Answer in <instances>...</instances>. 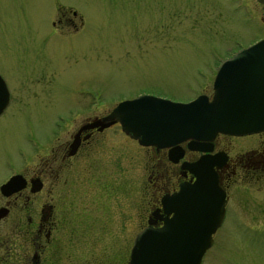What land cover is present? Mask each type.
Masks as SVG:
<instances>
[{
  "label": "rangeland",
  "instance_id": "374dc122",
  "mask_svg": "<svg viewBox=\"0 0 264 264\" xmlns=\"http://www.w3.org/2000/svg\"><path fill=\"white\" fill-rule=\"evenodd\" d=\"M55 2L65 15L75 11L71 27L50 25L57 17ZM248 9L243 0H0V75L10 95L0 115V181L7 169L17 170L32 157L37 142L52 138L55 130L47 122L67 108L81 109L86 94L104 104L96 114L140 94L178 102L210 95L204 88L217 61L261 32ZM42 66L51 69H29ZM81 119L67 125L56 143ZM108 137L119 150V199L110 205L117 211L109 214V225L104 218L105 231H91L92 223L90 231L71 235L75 248L66 254L82 258L81 264H127L132 237L144 225L150 161L144 164L143 148L117 127L104 129L87 147L88 172L95 169L88 158H104ZM250 139H232L231 145L240 149ZM74 162L54 163L56 186L69 181ZM232 204L200 264H264V213L239 214L240 206ZM82 243L81 253L76 248Z\"/></svg>",
  "mask_w": 264,
  "mask_h": 264
},
{
  "label": "flooded vegetation",
  "instance_id": "af4514ba",
  "mask_svg": "<svg viewBox=\"0 0 264 264\" xmlns=\"http://www.w3.org/2000/svg\"><path fill=\"white\" fill-rule=\"evenodd\" d=\"M243 2L252 10L253 20L261 30L256 34L255 41L264 39V4L255 0ZM55 9L57 17L50 25L53 28L58 25L59 29L61 26L71 27V15L75 16V11L65 15L62 6L57 2ZM233 52L228 50L221 60L231 56ZM221 60H218L211 70L209 83L204 90L212 91L217 66ZM29 69L51 68L42 66ZM1 78L7 91V102L0 115L4 114L10 103L9 85L2 76ZM93 95H85L88 100L83 98L81 109L67 108L66 114L56 113L47 122V125H51V130H55L52 138L50 136L48 141L37 142L32 157L17 170L7 169L3 180L0 181V264H81L82 258L77 260L66 254L75 248V243L71 244V235L74 231H90L93 224L96 228L91 231H105L104 218L108 223L109 214L117 211L111 210L110 206L115 207L116 200L119 199L117 143L113 141L115 146H111V152H108L107 145L113 143L109 141L111 138H106V145L103 146L101 154L104 158L111 159L97 156L88 158L92 161L94 170L88 172L89 161L84 160L88 154L87 147H91L93 139L99 133L113 127L119 129L117 122L102 130H97L98 126H90L108 114L114 106H110L105 113L96 114L104 104L99 99L94 100ZM72 97L80 101L81 94L74 92ZM81 115L82 119L74 123L78 125L73 133L62 143H56L66 133L67 125ZM122 135L125 140L128 139L135 145V140ZM244 137L251 138L246 146L242 145L239 149L231 145L232 139ZM73 140L75 148L71 149ZM206 146L209 148L207 151L190 150L188 142L185 141L172 148L140 147L143 148L141 153L144 156V164L147 159L150 161L146 173L150 195L144 205V225L140 229L146 225L147 220L157 227L163 218L170 216V213H165L162 198L177 191L179 185L194 181V175L186 166L201 157L212 163L218 187L224 193L223 221L227 218L232 203L240 206L239 214L252 216L264 213V130L245 136L219 134ZM34 158L36 162L32 164ZM58 159L75 161L72 166L75 172L73 175L71 173L69 181H63L61 185L56 186L54 163ZM10 178L12 180L6 184ZM238 189H241L239 197L236 195ZM94 215L99 218L91 222L90 218ZM131 243L132 240L130 245ZM82 247L83 243L76 250L82 253Z\"/></svg>",
  "mask_w": 264,
  "mask_h": 264
},
{
  "label": "water",
  "instance_id": "95a60500",
  "mask_svg": "<svg viewBox=\"0 0 264 264\" xmlns=\"http://www.w3.org/2000/svg\"><path fill=\"white\" fill-rule=\"evenodd\" d=\"M255 1L264 4V0ZM217 69L210 99L198 95L181 103L143 94L117 103L90 126L101 130L117 121L121 131L141 146L174 147L189 140L190 149L201 151L208 150L205 145L217 133L244 135L264 130V39L238 50ZM6 102L0 77V112ZM186 169L195 180L162 198L165 213L171 216L163 218L159 227L147 220L132 242L129 264H200L221 223L224 194L206 158Z\"/></svg>",
  "mask_w": 264,
  "mask_h": 264
}]
</instances>
